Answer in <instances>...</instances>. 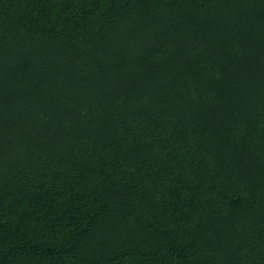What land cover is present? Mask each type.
Masks as SVG:
<instances>
[{
	"label": "trees",
	"instance_id": "trees-1",
	"mask_svg": "<svg viewBox=\"0 0 264 264\" xmlns=\"http://www.w3.org/2000/svg\"><path fill=\"white\" fill-rule=\"evenodd\" d=\"M0 264H264V0H0Z\"/></svg>",
	"mask_w": 264,
	"mask_h": 264
}]
</instances>
